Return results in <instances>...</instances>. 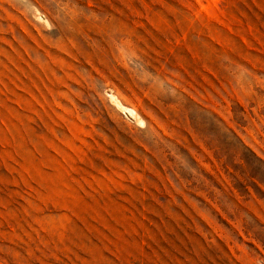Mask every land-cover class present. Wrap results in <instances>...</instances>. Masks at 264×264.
Returning a JSON list of instances; mask_svg holds the SVG:
<instances>
[{
    "label": "rangeland",
    "instance_id": "rangeland-1",
    "mask_svg": "<svg viewBox=\"0 0 264 264\" xmlns=\"http://www.w3.org/2000/svg\"><path fill=\"white\" fill-rule=\"evenodd\" d=\"M0 264H264V0H0Z\"/></svg>",
    "mask_w": 264,
    "mask_h": 264
},
{
    "label": "bare ground",
    "instance_id": "bare-ground-1",
    "mask_svg": "<svg viewBox=\"0 0 264 264\" xmlns=\"http://www.w3.org/2000/svg\"><path fill=\"white\" fill-rule=\"evenodd\" d=\"M110 99H115V97L113 98V97H111ZM116 103V102H115ZM117 106V105H116ZM117 107H119V106H117ZM126 111V110H125ZM130 111V110H129ZM132 115V114H131ZM138 121V120H137ZM142 121V120H141ZM138 123V122H137ZM140 123H143V122H140Z\"/></svg>",
    "mask_w": 264,
    "mask_h": 264
}]
</instances>
